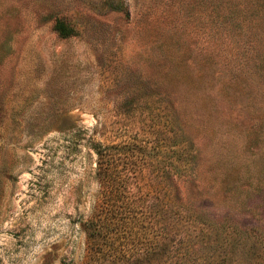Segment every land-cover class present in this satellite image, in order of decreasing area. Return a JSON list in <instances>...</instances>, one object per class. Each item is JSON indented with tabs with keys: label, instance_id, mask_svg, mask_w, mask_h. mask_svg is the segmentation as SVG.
Listing matches in <instances>:
<instances>
[{
	"label": "rangeland",
	"instance_id": "rangeland-1",
	"mask_svg": "<svg viewBox=\"0 0 264 264\" xmlns=\"http://www.w3.org/2000/svg\"><path fill=\"white\" fill-rule=\"evenodd\" d=\"M165 188L208 226L183 260L140 225L90 244ZM0 264H264V0H0Z\"/></svg>",
	"mask_w": 264,
	"mask_h": 264
},
{
	"label": "trees",
	"instance_id": "trees-1",
	"mask_svg": "<svg viewBox=\"0 0 264 264\" xmlns=\"http://www.w3.org/2000/svg\"><path fill=\"white\" fill-rule=\"evenodd\" d=\"M53 30L58 35V37L62 39H67L77 34L76 30L73 27L66 24L62 20L55 21L53 25ZM96 154L99 155L100 157L103 156L99 152ZM174 154H176V156L180 154L179 150L174 151ZM107 162L108 160L104 161L105 166H107ZM99 168H100L98 172L99 175L104 178L110 179V173L108 174L106 171L107 168L106 167H102V169L101 167ZM106 182H108V180H106ZM165 190L168 192V195L167 196L164 195L163 200L159 205L158 214L156 215V217H154L156 218L155 220L153 218L152 219L147 218L146 216L144 217L145 213L143 214V211L139 213L135 207L137 203H134V205L132 204L119 205L121 207L118 208H116L117 206L115 204L114 205L112 203L107 204V207L104 210H102L105 211L102 217H100L99 219H88L83 223V227L86 230L87 238L90 244L98 248L106 247V246L112 247V245H114L115 241L117 240L116 238H113V236L118 237V239L119 238L123 239L125 238V236H128L130 237L128 239L129 244H131L134 247L135 246L134 243L136 242L134 240L137 237L136 230L139 228L140 225L141 228L148 230L147 232L149 234L154 231V228H155L154 233L158 235L160 234L161 242L159 241L158 245L161 244L162 246L165 247L160 252V256H164L166 253H168L169 251L168 247L170 245H172L170 249H172L174 252L180 251L179 248L177 249L176 247H174L175 241L168 239L170 235L172 234L175 235L178 231L195 229V228L199 231V233H202L205 231L206 228H208V226L204 221H201L200 217H192L194 215H192L191 212H187L185 210V205L187 201L183 200L184 198L181 194L180 189L165 188ZM194 206L196 210L202 209V207L198 205H194ZM147 207L148 209L150 208L149 206ZM138 214L144 217L143 218L144 224L143 222L141 223L138 220L139 218ZM246 231H253V230L245 227L244 232L246 233ZM180 233L181 232H178L177 234ZM186 233L188 232L186 231ZM184 242L188 243L185 240ZM143 250L145 252L146 251L150 252L148 248H145ZM147 256H149L148 252L146 254V258ZM168 258H170L171 260L175 259L176 261H181L183 260V254L181 255V253L178 252L177 255Z\"/></svg>",
	"mask_w": 264,
	"mask_h": 264
}]
</instances>
